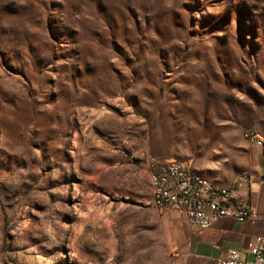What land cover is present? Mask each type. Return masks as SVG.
<instances>
[{
  "label": "rangeland",
  "instance_id": "374dc122",
  "mask_svg": "<svg viewBox=\"0 0 264 264\" xmlns=\"http://www.w3.org/2000/svg\"><path fill=\"white\" fill-rule=\"evenodd\" d=\"M259 122L264 0H0V264H168L153 162L237 173Z\"/></svg>",
  "mask_w": 264,
  "mask_h": 264
},
{
  "label": "built area",
  "instance_id": "2783aa9c",
  "mask_svg": "<svg viewBox=\"0 0 264 264\" xmlns=\"http://www.w3.org/2000/svg\"><path fill=\"white\" fill-rule=\"evenodd\" d=\"M248 139L264 149V139L257 134H249ZM149 182L154 206L182 211L187 223L199 231L211 228L225 217L237 222H253L258 217L255 209L247 204L244 191L247 179L243 175L230 187H216L179 161L169 160L153 162ZM244 251L250 260L240 259L237 251L230 250L216 264H264V235L247 241Z\"/></svg>",
  "mask_w": 264,
  "mask_h": 264
},
{
  "label": "crops",
  "instance_id": "0c3cea01",
  "mask_svg": "<svg viewBox=\"0 0 264 264\" xmlns=\"http://www.w3.org/2000/svg\"><path fill=\"white\" fill-rule=\"evenodd\" d=\"M249 129L264 138V123L251 125ZM247 146L252 150V156L239 172L230 173L226 177L221 175L222 170L219 168L195 173L216 187L226 188L238 178L236 175L243 172L242 175L247 179L244 187L247 204L255 209L258 217L253 222H237L225 217L217 220L211 228L199 231L187 223L183 213L186 222L182 238L168 264H216V260L230 250L237 251L240 259H251L244 251L246 242L255 236L264 235V149L254 143Z\"/></svg>",
  "mask_w": 264,
  "mask_h": 264
},
{
  "label": "bare ground",
  "instance_id": "6f19581e",
  "mask_svg": "<svg viewBox=\"0 0 264 264\" xmlns=\"http://www.w3.org/2000/svg\"><path fill=\"white\" fill-rule=\"evenodd\" d=\"M150 188H151V195H152V185H151V183H150Z\"/></svg>",
  "mask_w": 264,
  "mask_h": 264
}]
</instances>
